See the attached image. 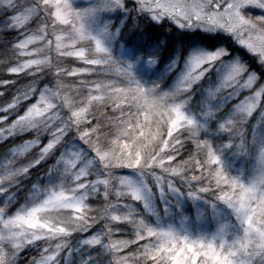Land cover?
<instances>
[{
  "label": "snow or ice",
  "instance_id": "snow-or-ice-1",
  "mask_svg": "<svg viewBox=\"0 0 264 264\" xmlns=\"http://www.w3.org/2000/svg\"><path fill=\"white\" fill-rule=\"evenodd\" d=\"M112 13L144 15L156 23L171 21L181 29L221 30L264 68V0H92L86 8H78L74 0H0V31L19 32L12 45L18 59L9 62L11 66L0 67L7 68L8 76L26 74L33 80L51 76L50 87L17 88L0 106L4 141L34 134V139L23 140L0 156V195L8 194L0 203V264H16L21 250L40 242L47 247L38 248L39 257H32L31 264H69L67 257L61 259L62 250L78 254L76 264H264V139L254 151H259L255 172L242 178L225 171L218 151L200 135L209 121H216L217 132L241 141L226 147L238 149L240 155L249 154L242 128L254 110H264V78L221 45L192 53L171 89L162 90L155 82L145 85L137 78L135 65L143 61L150 67L157 62L156 56L114 57L107 43L110 22L93 26L94 21ZM29 21L38 22L31 34L21 30ZM58 25L71 27L66 34L55 35L53 49L47 33L49 28L55 33ZM119 31L117 28L116 34ZM44 41V47L28 52L29 45ZM81 42L84 47L79 46ZM53 51L60 58L82 60L86 67L61 68L51 58ZM45 52L49 55L43 59L25 58ZM175 64L173 61L170 70ZM93 69H101L107 83L81 80L73 87L63 82L98 75ZM210 72H215V79L209 77L201 87L200 107L194 113L189 110L193 87ZM16 82L0 79V97ZM90 83L95 87H88ZM243 90L250 95L225 111V105ZM37 91L39 98L33 103ZM93 91L103 95H92ZM222 91L227 94L221 96ZM105 97L114 98L113 115L109 118L106 112L86 119L91 115L89 105ZM24 102L27 107L19 111ZM125 102L127 113L122 107ZM205 103L215 111L205 110ZM117 111L119 116L114 114ZM153 121L157 131L146 132V125ZM112 136L116 138L110 140ZM186 142L195 155L189 154L186 161L172 166L180 154L177 146ZM170 148L177 155L170 154ZM30 149L38 151L29 156ZM52 155L56 159L48 172L57 179L33 184L25 202L10 213L15 202L10 189ZM119 168L133 169L139 179L115 175ZM145 176H151L161 199L175 194L203 200L210 195L212 207L221 202L230 210L232 221L221 223L210 234L193 235L184 228L132 219V211L125 212L131 209L128 201L149 206L151 189L143 182ZM101 197L104 207H91ZM112 199L115 204L109 202ZM117 212L125 214H112ZM123 224L133 225L134 239L113 241L114 235H122ZM77 234L80 239L72 249L67 241ZM61 240L64 243H57ZM129 247L134 251L121 255Z\"/></svg>",
  "mask_w": 264,
  "mask_h": 264
},
{
  "label": "rangeland",
  "instance_id": "rangeland-1",
  "mask_svg": "<svg viewBox=\"0 0 264 264\" xmlns=\"http://www.w3.org/2000/svg\"><path fill=\"white\" fill-rule=\"evenodd\" d=\"M75 5L78 8H86L91 3L92 0H74ZM258 14V13H257ZM142 18L144 20L151 21L148 17L144 15H137L135 13L132 14V16L127 15H119L117 16L115 13L109 14L108 16H105L97 21L93 22V26L95 24H103L104 22H110L109 27V39L107 41L109 47L112 50L114 57H119L121 59H128V60H134L137 56H143L147 53L154 54L156 56L157 62L147 67L143 63V61L137 63L135 65V72L137 75V78L140 79L145 85L150 86L152 83H158L160 85V88L162 90H169L174 85L176 80L182 75V73L185 70V64L188 59V57L200 50H212L209 48H206L203 45H193L188 48L187 52L183 56V58L180 56V49L176 48L175 51L171 56H168L166 58H161L160 55L162 51V47L165 45V42L162 41V38L158 41H152L149 40L146 35L141 34V31L138 29V19ZM0 19H3V17H0ZM155 24H166L170 26H174L178 28L181 31H200L207 35H216V34H222L225 36H228L223 33L221 30H217L216 32H207V31H201L200 29H181L177 27L173 22L171 21H164L162 23H156L154 21H151ZM38 22H32L29 21L27 26L23 27L21 30L32 33L34 29L37 27ZM49 25L51 24V20H49ZM70 25L64 26V25H58V27L55 30V33L52 32V29L49 28L48 35L49 38L53 40V49H54V41H55V35H63L66 34L68 31H70ZM119 28L120 31L118 34H116V29ZM5 33L4 31H0V34ZM11 35H9V42L8 44H5L0 38V52H4L7 54L9 60L11 62H15L18 59V56L13 54V48L12 45L17 42L16 37L19 35L18 31H11L9 32ZM231 41L236 44L230 36H228ZM66 44L70 43L69 41H65ZM47 44V41H44V44H41L39 42H36L34 44L29 45L28 52H33L37 48L44 47ZM237 45V44H236ZM81 47H84V42H81ZM221 46V45H220ZM225 46V45H223ZM238 46V45H237ZM226 47V46H225ZM240 47V46H238ZM241 48V47H240ZM49 55L47 52L44 53V55H38V56H32V57H25V58H33V59H43L44 56ZM51 58L54 63H59V67L61 68H68L69 70L72 69H78V68H84L86 67L85 63L82 60H77L75 57H66V58H60L58 53L53 51L51 54ZM240 56L242 59H244L240 54L233 52L232 56ZM226 59H228L226 57ZM245 60V59H244ZM253 60V59H252ZM175 61V67L171 68L170 66L172 62ZM246 61V60H245ZM252 64H255L260 67V65L256 64L255 61ZM249 64V62H248ZM250 64L249 67L252 65ZM11 66V65H9ZM261 68V67H260ZM251 70H254L253 67H250ZM262 71H264V68H261ZM7 71V68H6ZM33 71H35V68H33ZM94 72L99 73L98 75H81L74 78H68L65 79L63 82L66 85L75 86L79 81L81 80H87V81H100L103 80L105 83H107V80H105V74L102 72L101 69H93ZM255 71V70H254ZM209 77L211 79H215V72H210L208 74V77H206L203 81L200 82V85H194L193 87V93H192V101L189 105V110L194 112L200 107V101H201V87L203 85H206L208 83ZM16 78H23L24 82L20 86V89H25L26 86L31 85L34 88L43 89L48 85L51 81L50 75H45L41 77H36L35 80L31 78L30 75L21 74L19 77L16 76ZM15 80V79H14ZM115 82V81H114ZM120 86V85H116ZM88 87L94 88L95 85L90 83ZM16 89L13 90V93H15ZM85 96L87 95V90H85ZM92 95H103V93H99L96 91H93L91 93ZM226 92H221L220 95H226ZM29 95H31V92H29ZM250 95V93L247 90H243L239 95H234L233 101L230 104L225 105V111H228L230 107H235V105L239 104L241 101L245 99L246 96ZM39 98V91L36 92L35 97H33L32 102L34 103L36 99ZM113 99L114 98H108L105 97L102 101L94 102L92 105H89V111H94L95 105L100 103H108V109L104 111L103 113H99L98 116H101L102 114L106 113L108 114V117L110 118L113 115ZM119 103V101H117ZM6 104V103H5ZM3 106V104L1 105ZM24 107H27V103ZM122 107L125 109L128 107L127 102H125ZM205 110L208 111H215V109L211 108V106L207 103L204 105ZM123 109V110H124ZM132 111H135V108H132ZM262 111L259 108L257 110L253 111V114L248 118V121L243 126L242 130L246 132L247 140L249 142L250 152L249 154L240 155L236 152H238V149H230L226 147L230 143L240 144V139L234 138L233 139H226V135L217 132L215 130L216 127V121H209L203 129H201V139L207 140L209 144L213 146L215 150L218 151V154L220 156L222 166L224 167L225 171L228 174L231 175H241L242 178H247L252 172H255L258 162H259V151L257 150L255 153L256 145L257 143L264 139V115H262ZM115 113H118L115 112ZM22 114V113H21ZM142 118V117H141ZM86 119H90V116L86 117ZM199 119V118H198ZM154 121L151 122L150 128L146 129V132L149 133H155L157 131V128L154 125ZM218 127V125H217ZM166 129V128H165ZM115 132V129H114ZM31 134V133H30ZM115 136L110 137L109 139H115ZM223 138V139H222ZM4 137L0 136V140H3ZM34 139L33 136H30V138L25 140ZM23 141L19 144H22ZM18 145V144H17ZM14 147V146H13ZM35 149L29 150V156L35 155ZM117 153L119 152V149H116ZM206 153V150H205ZM91 154L89 153V156ZM55 155L49 156L45 160L41 161L39 164H37L34 168L40 166V165H46V171L42 173V169H38L39 171L37 175H34L31 177L30 186L26 189L24 194H19L21 196L19 204L12 208L10 210V213L15 211L17 207H19L20 204H23L25 200L27 199L28 193L31 190V186L33 184H46L50 182H54L57 177L54 173H49L48 168L50 165H52L55 162ZM92 165H90L91 167ZM175 166V165H174ZM115 175H125L128 176L131 179L138 180V174L133 169L128 168H119L115 170ZM30 175L26 177H21L19 184L23 180H29ZM95 178V177H93ZM143 182L147 183L151 189V193L149 195L148 199V208H145V204L143 201H136V200H130L128 203L131 206V209L125 210L132 211L133 216L132 219L139 221L140 219H144L146 222L150 224H156L159 223L162 226L171 225L175 228H184L193 235L196 234H210L219 227L221 223H230L232 221V217L230 215V210L223 205L221 202L215 203V208L212 207L210 201L207 200H193L191 198H188L187 196H177L175 194H169L168 198L161 199V196L159 192L157 191L151 176H145L143 178ZM14 186L10 191L13 193L14 199L16 200L17 194L19 191L22 190V187L20 185ZM122 186H119L117 183V190H121ZM8 194L5 193L4 195H0V203H2L5 199V196ZM133 201L138 202L140 205L139 207L142 208L144 214H142L139 211V207L136 206ZM112 204L116 203L115 199H112L109 201ZM124 201H121L123 203ZM91 207L93 208H103L104 203L103 199L101 197L100 200L95 201ZM125 212H117L112 214H119L123 215ZM133 228V227H132ZM116 231V230H114ZM134 235V233L132 232ZM74 238L75 246H71L72 249H75L78 243V240L80 239L79 235H75L72 238H69L67 243L69 244ZM113 241L115 240H123L118 235H114L111 238ZM130 239V238H128ZM134 239V238H133ZM124 240H127L124 238ZM57 243H64L63 240L57 241ZM39 246V249H43L44 247H47L46 244L40 242L33 244L31 246ZM29 246V247H31ZM10 247V246H9ZM54 247V245H53ZM6 250V249H5ZM63 251V250H62ZM61 251V253H62ZM37 258L39 257V252L37 249ZM69 252H66L65 254H61V259L67 257L69 259V264H74L72 258L69 256ZM125 255V254H121ZM77 261H79V256L77 257ZM128 264H130L128 262Z\"/></svg>",
  "mask_w": 264,
  "mask_h": 264
},
{
  "label": "trees",
  "instance_id": "trees-1",
  "mask_svg": "<svg viewBox=\"0 0 264 264\" xmlns=\"http://www.w3.org/2000/svg\"><path fill=\"white\" fill-rule=\"evenodd\" d=\"M138 29L141 31V34L146 35V37L149 40L152 41H158L162 38V41L165 42V45L162 47V51L160 52L161 54V58H166L168 56H171L173 54V52L175 51L176 48L180 49V56L183 58V56L185 55V53L187 52L188 48H190V46L193 45H203L206 48L209 49H214L215 47H219L220 45H225L231 52V54L233 52H236L238 54H240L247 62H249V65L252 64L253 61L252 58H250L248 56V54L244 51V49L238 47L236 44H234L231 39L228 36L222 35V34H216V35H207L204 34L200 31H181L178 28L174 27V26H170V25H166V24H155L149 20H144L142 18L138 19ZM9 35H11V33L6 32V33H2L0 34V38H2L3 42L5 44H8L9 40ZM9 62H11L7 56L6 53L4 52H0V66L3 65H10ZM250 67H253L254 70L256 72H258L262 78H264V71L261 70V68L255 64H252ZM0 79H9V80H17V82L15 84H10L8 85V87L4 90L5 91V96L4 97H0V106L5 103L8 102V98L10 100V96L13 93V90L20 88V86L23 84L24 79L22 78H16V76H8L7 75V71H6V67H0ZM28 102H24V104H22L19 108V111L23 110V107L25 106V104ZM108 103H100V104H96L95 105V109L94 111H91V115H90V119L95 116V117H99V113H103L104 111H106L108 109ZM124 109V108H123ZM132 110V109H131ZM125 113L129 112V107H126L123 110ZM116 116L120 115V112L118 113H114ZM143 119V118H141ZM106 122V121H105ZM155 127L157 128L156 124L154 123ZM150 128V125H146L145 129ZM111 131L114 132V128L111 129ZM163 134L166 136V129H163ZM30 133H25L23 135H19V136H13L10 137L8 140H0V156L6 154L7 150L12 148L13 146L21 143L23 140L30 138ZM184 139V138H181ZM223 139V138H222ZM162 143V142H161ZM178 150H179V155L177 157L176 160V165H179L181 163H183L184 161H186L189 158V154H193L195 155V153L193 152V149L191 148V145L189 143H185L183 147L177 146ZM170 154L173 155H177V153L171 152V148L169 149ZM174 166V165H172ZM38 169H42V173L46 171V165H40L36 168H32L29 171V175L30 178L29 180H23L20 182V186L22 187V190L19 191V193L17 194V198L15 200V202L11 205V207L9 208V212L12 208L16 207L21 199V196L19 194H24V192L26 191L27 188H29L30 186V181H31V177H33L34 175H37V173L39 171H37ZM198 174V173H197ZM212 187L214 188L215 185L213 184ZM204 200L207 201H212L213 197H211L210 195H205ZM133 203L136 204V206H140L138 204V202L133 201ZM139 211L144 214L143 210L141 207H139ZM146 215V214H144ZM121 227V231H122V235H118L120 238H122L124 240L125 239H133L134 235L132 234L133 232V225L131 224H123L120 225ZM115 230V229H114ZM69 245L71 246H75V241L74 238L73 240L69 243ZM39 248L38 244L37 246H31V247H26L23 250H21L18 254V256L16 257V264H31V258L32 257H36L37 254V249ZM134 251V247H129L127 250H124L121 254H125L128 255L130 252ZM66 252H68L67 250H63L61 254H65ZM72 260L73 263L76 264V260L78 257V254L76 253H72L71 255H69ZM131 264V262H129Z\"/></svg>",
  "mask_w": 264,
  "mask_h": 264
}]
</instances>
